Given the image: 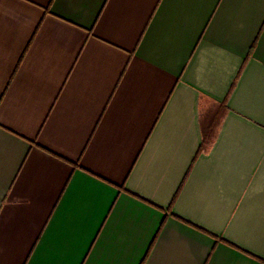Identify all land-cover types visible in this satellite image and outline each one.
I'll return each instance as SVG.
<instances>
[{
    "label": "crops",
    "instance_id": "crops-1",
    "mask_svg": "<svg viewBox=\"0 0 264 264\" xmlns=\"http://www.w3.org/2000/svg\"><path fill=\"white\" fill-rule=\"evenodd\" d=\"M0 264H264V0H0Z\"/></svg>",
    "mask_w": 264,
    "mask_h": 264
},
{
    "label": "trees",
    "instance_id": "trees-1",
    "mask_svg": "<svg viewBox=\"0 0 264 264\" xmlns=\"http://www.w3.org/2000/svg\"><path fill=\"white\" fill-rule=\"evenodd\" d=\"M213 138V135H209L207 136V133H205V137H204V146H206Z\"/></svg>",
    "mask_w": 264,
    "mask_h": 264
}]
</instances>
